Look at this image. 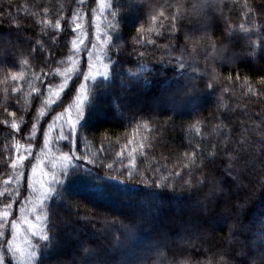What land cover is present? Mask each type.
<instances>
[{"label":"trees","instance_id":"16d2710c","mask_svg":"<svg viewBox=\"0 0 264 264\" xmlns=\"http://www.w3.org/2000/svg\"><path fill=\"white\" fill-rule=\"evenodd\" d=\"M106 2L119 8L120 35L124 40L123 52L129 60L124 65L125 69L133 67V62L136 61L134 55L128 56L133 47V38L137 35L136 29L141 24L148 27L151 15L158 14L161 9L165 10L166 16L171 17L177 13V5L183 6L177 32L179 39L176 43L185 44L186 33L197 42L196 59L200 68H206L211 72L215 67L219 75L215 91L207 90L205 77L203 83L196 82L201 89L198 96L191 93L188 96L182 93L176 96V101L180 105L176 112L171 111L166 104L154 103L153 100L161 97L164 89H168L171 96L175 92L177 81L181 84L184 82L182 75H177L173 65L167 63L164 50L156 48L145 57L148 71L141 76L139 83L128 82L126 85V88L131 87V91L126 92L122 102H131L132 108H126L124 111L130 115L139 100L154 105V108L140 106L144 109L142 115L145 118L149 116L153 118V126L156 128V132L152 134L155 137L153 140L155 146L150 150V155L159 159L161 164L165 163L161 157H167V164L171 167L182 153L191 151L196 144L201 145L204 167L198 169L196 175L203 173L209 181L213 179L219 181L223 176L222 186L226 191L224 198V195L220 196L219 210H223L225 215L231 214V219L223 225H217L215 229L209 226L201 232H185L180 227H172L167 240L159 236L158 230L150 223L137 220L127 239L122 238L120 245L111 243L113 238L124 230L122 225H131L134 212L149 213L159 207L157 218L166 220L177 209L188 205L190 197L192 203L203 199L210 187V184L205 185L202 190H197V196H193L183 187L182 178L169 180V183L175 185L174 190L155 189L154 186H145L143 183L145 178L151 180L159 178L151 171L144 173L143 177L137 173L131 180L127 179L126 172L120 174L121 162L115 157V153L125 141L121 139L120 144H117L116 139L124 136L126 127L130 132L131 127L127 125V121H120L112 110L115 97L121 95L120 81L117 78L116 88L111 93L98 96L96 110L89 120L88 130L81 133L86 135L91 143L89 155L96 153L103 164L111 163L113 168L110 170L103 166L85 165L92 169L91 175L77 173L66 178L68 190L65 195L68 205L67 207L62 205L57 216V241L54 242L55 251L50 257L49 264H56L58 260L61 264H70L73 254L77 257V264H80L79 257H85L86 254L79 248L76 237L71 235L77 229L80 230V239L94 237L90 241L91 247L102 245L108 249L107 256L101 253L90 258L94 261L108 259L110 264H180L182 260H188L189 264H205L206 261L213 259L214 254L215 260H219L223 254L231 264H236L232 249L238 248V245L228 243L227 226L235 218L236 213L233 209L237 205H243L238 210V226L242 224L246 227L247 230L241 239L247 238L249 244L255 239L253 233L261 227V220H264V163H261L264 162V156L255 155L254 149L258 147L260 136L252 131L264 118V83L261 82L264 78V0H219L218 4L211 8L212 11L207 9L200 15L190 12L192 0H106ZM86 4L87 7L82 8L78 0H0V121L7 118L11 122L12 117L7 116L4 111L7 103L9 111H16L18 117L24 116L25 121L34 122L32 117L36 109L31 105L35 102L29 100L28 112L24 111L25 98L30 91L28 84L23 83L22 91L12 93L11 89L21 82L13 81L11 73L23 71L30 77L32 72H39L44 68L42 61L48 58L49 51L54 52L57 59L66 58L70 44L67 47L62 45L71 39L68 33L73 26L69 25L68 21L72 20L74 12H79L84 16L81 22L87 27L91 16L88 10L96 7V0H86ZM101 16L111 19L107 12L99 17ZM57 19H61L64 26L60 33L54 28ZM41 20L50 21L53 27L46 29L45 25L40 23ZM169 22L162 20L165 26ZM241 25L249 31L244 32ZM162 31L163 35L156 38L160 45L168 43L169 33L163 29ZM54 35L57 37L55 45L52 43ZM205 36L207 39H200ZM37 41L43 45L42 48ZM211 41H215L218 48L226 46L224 56L229 60L205 61V56L211 52L209 46ZM187 46L188 50L192 51L193 44L189 42ZM33 48H37L38 51L33 53ZM161 57H164L163 63ZM84 58L86 59V56ZM23 61L27 63L22 64ZM229 75L232 77L231 83L227 80ZM237 75L240 77L239 81L236 80ZM145 78L150 83L145 84ZM245 80L259 92V95L248 93V89L242 86ZM226 87L229 88L228 92L223 91ZM56 110L61 111L60 108ZM50 119L51 117H48V120ZM197 120L202 122L203 140L190 129ZM17 122L20 123L19 120ZM218 124L225 126L221 130L224 134H229L231 130L230 142L226 148L233 155L237 154L238 142L242 138L253 142L252 148L247 153H240V157L233 162V173H239V182L234 181L223 171L228 158L222 143L225 136H218L213 131ZM21 127L22 132L16 134V139L26 143L31 123H22ZM10 132H12L10 124L4 127L0 123V187L2 181L10 174L11 158L16 155L15 141L13 136L8 135ZM105 135L109 136L110 140H105L102 145L101 141ZM38 136L39 146H42V132L38 133ZM33 143L34 152H38L39 146H36L35 141ZM63 143L65 142H62L61 146ZM213 144L217 146L214 160L209 158ZM102 146L105 151L98 153L97 150ZM64 150L68 151V148ZM78 150L81 153L84 151L83 143L79 144ZM81 163L84 164L83 161ZM139 163L143 169L145 166L143 158ZM109 177H116V180H123L125 183L117 184L116 180ZM153 192H157L158 195L154 197ZM211 199L216 201V197ZM77 212L81 216L91 215L94 219L91 221L78 219L75 215ZM65 218L70 219L72 223L64 224ZM229 245L230 251L225 252L224 249Z\"/></svg>","mask_w":264,"mask_h":264},{"label":"snow or ice","instance_id":"6c2138e0","mask_svg":"<svg viewBox=\"0 0 264 264\" xmlns=\"http://www.w3.org/2000/svg\"><path fill=\"white\" fill-rule=\"evenodd\" d=\"M218 2L219 0H192L190 12L197 15L203 14L207 9L215 7ZM78 3L82 8L87 7L86 0H78ZM96 3L97 7L91 8L92 22L87 29L81 22L84 16H81L79 12H74L72 20L68 21V24L73 26L68 33L71 39L62 45V47H67L70 44L66 58L57 59L56 54L49 51L48 58L42 61L44 68H41L39 72H32L30 77L23 71L11 73L13 81L21 82L17 87L11 89L12 93L22 91L23 83H27L30 89L25 98V113L28 112L29 100L35 102L31 106L35 107L36 111L32 117L34 122L25 121L24 116L18 117L16 111H9V105L6 103L4 111L12 119L11 122L7 118L0 121L4 127H8L10 124L12 132L8 135L13 136L16 150V155L11 158L9 165L10 174L2 181V187H0V264H49L50 257L55 251L54 242L57 241V216L61 206L67 207L68 205L65 195L68 190L66 178L77 173L91 175L92 169L85 165L103 166L110 170L113 168L111 163L103 164L96 153L89 155L91 143L87 136L81 133L88 130L89 120L96 110L98 96L111 93L116 88L117 78L120 81L121 95L115 97L112 110L120 121H127V125L131 127L130 132L126 127L124 136L116 139L117 144H120L121 139L125 141L120 150L115 153V157L121 162L120 174L126 172L127 179L131 180L137 173L143 177L144 173L151 171L154 176L159 178L156 180L145 178L143 183L145 186H154L155 189L170 188L174 190L175 185L169 183V180L182 178L183 187L187 188L193 196H197V190H202L205 185L210 184V187L203 199L192 203L190 197L188 205L177 209L166 220L157 218L160 212L159 207L149 213L134 212L131 225H122L124 230L120 235L114 237L111 243L120 245L122 238L127 239L137 220L150 223L158 230V235L167 240L168 232L172 227H180L185 232H201L209 226L215 229L217 225H223L231 219V214L225 215L223 210H219L221 209L220 196L224 195L226 191L222 186L223 176L219 181L215 179L209 181L203 173L199 176L196 175L197 170L204 167L201 145L196 144L191 151L182 153L171 167L167 164V157H161L165 161L161 164L159 159L150 155V150L155 146L153 143L155 137L152 134L156 132V128L153 126V118L151 116L145 118L142 115L144 109L140 105H137L130 115L124 111L126 108H132L131 102H122L126 92L131 91V87L126 88V85L128 82L139 83L141 76L148 71V62L145 57L156 48L164 50L167 63L173 65L177 70V75H182L184 82L181 84L177 81V87L171 96L169 90L164 89L161 97L153 100L154 103L166 104L171 111L176 112L180 107L176 96L181 93L185 96H188L189 93L198 96L201 89L196 82L203 83L205 77H207V90L215 91L219 75L215 67L211 72H208L206 68H200L196 59L197 42L193 41V38L186 33V43L183 45L176 43L179 39L177 32L183 6L177 5V13L171 17L166 16L165 10L161 9L158 14L151 15L148 27L141 24L136 29L137 35L133 38V47L128 53V56L134 55L136 61L133 62V67L125 69L124 65L129 60L123 52L124 40L120 35L119 8L105 0H96ZM249 11L252 10L249 9ZM106 12L111 16V19L105 16L106 30L102 31L99 16ZM45 14H47V10H45ZM86 15L87 13H85ZM162 20L170 22L165 26ZM40 23L44 24L46 29L53 27L50 21L41 20ZM17 27H19L18 22ZM54 28L57 33L64 30L61 19L55 21ZM241 28L244 32L249 31L244 25H241ZM92 29L94 31H91ZM162 29L169 35L168 43L160 45L156 38L163 35ZM200 39H207V37ZM56 40L57 37L54 35L52 37L53 45ZM189 42L193 44L192 51L188 50ZM37 44L41 48L43 47L40 41H37ZM209 46L211 52L205 56L206 62L209 59L213 62L216 60L224 62L227 59L224 56L226 46L218 48L215 41H211ZM37 51V48L32 49L33 53ZM163 62L164 57H161V63ZM26 63L27 61L22 62V64ZM65 64L67 67H63ZM227 80L232 82L231 75L227 77ZM236 80H240L239 75ZM261 82L264 83V78ZM148 83L150 82L145 78V84ZM242 86L248 89V93L259 95V92L253 89L247 80ZM141 87L143 88L144 85ZM223 91L228 92L229 88L226 87ZM57 108H60L61 111H57ZM53 113L55 114L53 115ZM48 117L51 119L48 120ZM18 120L20 123L17 122ZM22 123H31L26 143H21L19 139H16V134L22 132ZM201 125L202 122L197 120L190 126V129L203 140L204 133L201 130ZM224 127L223 124H218L213 129L216 135L225 136L222 143L228 163L223 166V171L234 181L239 182V173H233V162L240 157V153H247L252 148L253 142L242 138L238 142L237 154L233 155L226 148L230 142L231 130H229V134H224L221 131ZM252 131L257 132L260 136L258 147L254 149L255 155L264 156V118ZM41 132L43 144L39 146L38 133ZM54 132L55 135H53ZM105 140H110V137L105 135L101 141L102 145ZM33 141L36 142V146H39L38 152H34ZM62 142H65L63 147H61ZM81 143L84 145L82 153L78 150ZM63 148H68V151H64ZM216 148L217 146L213 144L212 150L209 152V158L213 160L217 155ZM97 151L103 153L105 149L102 146ZM141 158L145 165L143 169L139 163ZM185 172L186 178H184ZM109 179L116 180V177H109ZM116 183L124 184L125 181L116 180ZM157 195V192H153L154 197ZM212 197H216V201H213ZM242 207L243 205H237L233 209V212L236 213L235 218L227 225L228 243L238 245V248L232 249L236 264H264V220H261V227L256 233H253L255 239L249 244L247 238L241 239L247 230L246 227L242 224L238 226V210ZM75 215L84 221L94 219L91 215L81 216L79 212ZM63 223L71 224L72 221L65 218ZM79 231L77 229L71 235L76 237L79 241V248L86 254L85 257H79L80 264H110L108 259L95 261L90 259L101 253L107 256L108 249L103 248L102 245H97L96 248L91 247L90 241L94 237L80 239ZM56 264H61V261L58 260ZM70 264H77L75 254H73ZM180 264H189V261L182 260ZM205 264H231V261L225 259L223 254L219 260H215L214 254L213 259L206 261Z\"/></svg>","mask_w":264,"mask_h":264},{"label":"rangeland","instance_id":"374dc122","mask_svg":"<svg viewBox=\"0 0 264 264\" xmlns=\"http://www.w3.org/2000/svg\"><path fill=\"white\" fill-rule=\"evenodd\" d=\"M105 2H106V0H105ZM96 7H97V3H96ZM209 11H212V9H208ZM88 14H90L91 15V11L90 10H88ZM91 22H92V16H90V18H89V22H88V26L91 24ZM99 23H100V25H101V29H102V31H104V30H106V20H105V17L103 16H101V17H99ZM88 26L86 27V29L88 28ZM91 31H94V29H92ZM193 31H195V28L193 29ZM91 45L89 44V47H90ZM227 60H229V59H227ZM137 105H146V106H149L150 108H154V105H148L147 104V102H144V100H139L138 101V103H137ZM136 105V106H137ZM53 135H55V132L53 133ZM61 147H63V146H61ZM63 150H64V148H63ZM65 151V150H64ZM239 187V186H238ZM225 197V195L223 196V198ZM229 248H230V245L229 246H227V248L226 249H224L225 250V252H228V250H229ZM230 251V250H229Z\"/></svg>","mask_w":264,"mask_h":264}]
</instances>
